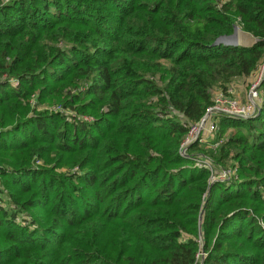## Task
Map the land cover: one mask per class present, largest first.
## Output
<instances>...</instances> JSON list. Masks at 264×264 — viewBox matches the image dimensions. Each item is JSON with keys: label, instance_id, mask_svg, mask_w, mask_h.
Masks as SVG:
<instances>
[{"label": "trees", "instance_id": "obj_1", "mask_svg": "<svg viewBox=\"0 0 264 264\" xmlns=\"http://www.w3.org/2000/svg\"><path fill=\"white\" fill-rule=\"evenodd\" d=\"M263 62L264 0H0V264H264V76L179 152Z\"/></svg>", "mask_w": 264, "mask_h": 264}, {"label": "built area", "instance_id": "obj_2", "mask_svg": "<svg viewBox=\"0 0 264 264\" xmlns=\"http://www.w3.org/2000/svg\"><path fill=\"white\" fill-rule=\"evenodd\" d=\"M264 76V63H262L251 80V86L244 100H236L229 96V93L217 92L212 97V103L206 108L204 116L196 123L190 124L188 133L181 142L179 152L185 155L189 145L195 141L209 144L215 148L221 139L216 138L218 125L214 120L216 115L224 114L233 118L248 119L255 117L258 114L261 102L259 85ZM205 116H207L205 118ZM84 119H87L86 117ZM204 133V134H203ZM197 166L206 168L211 173V182L215 180H227L231 176L236 175V168L224 169L217 171L214 168L212 160L204 155L198 154L194 158ZM216 173V174H214ZM218 175V176H217ZM204 255L203 252L198 253V259Z\"/></svg>", "mask_w": 264, "mask_h": 264}, {"label": "rangeland", "instance_id": "obj_3", "mask_svg": "<svg viewBox=\"0 0 264 264\" xmlns=\"http://www.w3.org/2000/svg\"><path fill=\"white\" fill-rule=\"evenodd\" d=\"M236 28H237V31H236V35H237V38H236V40L235 41H237L238 43H240V44H242V45H249V44H251L252 43V41H255V38L254 37H252V35L251 34H249V33H247V32H244V31H242L240 28H238L237 26H236ZM238 32V33H237ZM235 35V36H236ZM264 63V62H263ZM256 73V72H255ZM255 73H254V75H255ZM253 75H252V78H250L249 79V77H248V79H238V80H236L234 83H232L231 84V86H230V88L228 89V92H230L229 93V96L230 97H232L233 99H236V100H244L245 98H246V96H247V93H248V90H249V88H250V86H251V80H253ZM217 92H223L222 90H215L214 92H213V95L212 96H214V94L215 93H217ZM41 107V106H40ZM52 108H56V109H58L59 107L57 106V105H54V106H51ZM215 121H216V123H218V119H216V117H215V119H214ZM204 134V133H203ZM40 163H41V161H40ZM217 171H219V170H217ZM220 172V171H219ZM214 174H216V173H214ZM218 176V175H217ZM201 257L199 258V261H202V259H203V257L205 256V254L204 255H200Z\"/></svg>", "mask_w": 264, "mask_h": 264}, {"label": "water", "instance_id": "obj_4", "mask_svg": "<svg viewBox=\"0 0 264 264\" xmlns=\"http://www.w3.org/2000/svg\"><path fill=\"white\" fill-rule=\"evenodd\" d=\"M236 31H237V28H236V26H235V28H234V30H233V32H232V34H230V35H227V36H221V37H219V38H217L215 41H214V44H219V43H224V44H231V45H239V43L237 42V41H230L229 39H231V38H233V37H235V33H236ZM259 113V112H258ZM207 116H205V118H206ZM201 220H202V213H200V215H199V222L201 223Z\"/></svg>", "mask_w": 264, "mask_h": 264}, {"label": "bare ground", "instance_id": "obj_5", "mask_svg": "<svg viewBox=\"0 0 264 264\" xmlns=\"http://www.w3.org/2000/svg\"><path fill=\"white\" fill-rule=\"evenodd\" d=\"M237 33H238V32H237ZM236 38H237V35H236L235 37L229 39V40H230V41H234V40H236Z\"/></svg>", "mask_w": 264, "mask_h": 264}, {"label": "crops", "instance_id": "obj_6", "mask_svg": "<svg viewBox=\"0 0 264 264\" xmlns=\"http://www.w3.org/2000/svg\"><path fill=\"white\" fill-rule=\"evenodd\" d=\"M253 42V41H252ZM240 44V43H239ZM242 45V44H241ZM250 45V44H249ZM252 78V76L249 77V79ZM248 79V78H247Z\"/></svg>", "mask_w": 264, "mask_h": 264}]
</instances>
